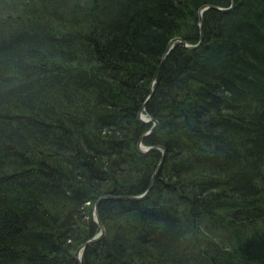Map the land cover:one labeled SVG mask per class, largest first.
<instances>
[{
  "label": "trees",
  "instance_id": "obj_1",
  "mask_svg": "<svg viewBox=\"0 0 264 264\" xmlns=\"http://www.w3.org/2000/svg\"><path fill=\"white\" fill-rule=\"evenodd\" d=\"M98 202L81 264H264V0H0V264Z\"/></svg>",
  "mask_w": 264,
  "mask_h": 264
},
{
  "label": "water",
  "instance_id": "obj_2",
  "mask_svg": "<svg viewBox=\"0 0 264 264\" xmlns=\"http://www.w3.org/2000/svg\"><path fill=\"white\" fill-rule=\"evenodd\" d=\"M202 12H203V11H202ZM202 12H201V19H200V21H202ZM178 41H180V42H181L183 45H185L186 47H192V46H189V45H188L184 40H182V39H175L174 41H172V42L170 43V45H169V47H168V50H167L166 54L164 55V58L168 55L169 51H170L171 48H172V45H173L175 42H178ZM160 69H161V67L158 69V71H157V73H156V75H155V81H156L157 78H158V75H159ZM152 91H153V90H152ZM144 110H145V105L142 107V109H141V111H140V114H139V118H140V120H142V121H144V122H146V123H151V124H152L151 129H150V130L144 135V136H147V135L151 134L152 132H154V130L157 128V126H158V121H157L155 118H150V117H148L147 115H145V114H144ZM150 149H151V148H146V147H144V146L142 145V142L140 141V143H139V150H140L141 152H147V151L150 150ZM163 160H164V159H162V161L160 162L157 171L160 170V167H161V164H162ZM152 183H153V181H152ZM152 183H151L149 189H148L144 194L139 195V196H127V197L106 196V197H114V198H117V199H123V198L125 199V198H127V199H134V200H137V199H138V200H139V199L144 198V197L149 193V191H150V189H151V187H152ZM99 202H100V201H99ZM99 202H98L97 205H96V213H95V216H96L97 222L99 223V226H100L101 231H100V232H99L94 238H92L91 240L87 241L84 245H82V246L77 250V252H76V258H77V260H78V262H79L80 264H81V261H82V255H83L84 249H85L88 245H90V244H92V243H95V242L99 241V240L102 239V238L104 237V235H105V227H104V225H103V223H102V221H101V219H100L99 212H98V205H99Z\"/></svg>",
  "mask_w": 264,
  "mask_h": 264
},
{
  "label": "bare ground",
  "instance_id": "obj_3",
  "mask_svg": "<svg viewBox=\"0 0 264 264\" xmlns=\"http://www.w3.org/2000/svg\"><path fill=\"white\" fill-rule=\"evenodd\" d=\"M202 12V11H201Z\"/></svg>",
  "mask_w": 264,
  "mask_h": 264
}]
</instances>
